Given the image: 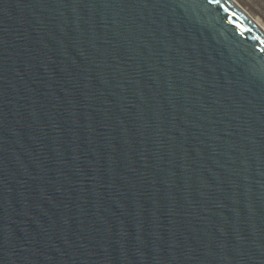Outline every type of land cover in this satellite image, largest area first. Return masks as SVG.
<instances>
[{"label": "water", "instance_id": "95a60500", "mask_svg": "<svg viewBox=\"0 0 264 264\" xmlns=\"http://www.w3.org/2000/svg\"><path fill=\"white\" fill-rule=\"evenodd\" d=\"M0 264H264V15L0 0Z\"/></svg>", "mask_w": 264, "mask_h": 264}, {"label": "rangeland", "instance_id": "374dc122", "mask_svg": "<svg viewBox=\"0 0 264 264\" xmlns=\"http://www.w3.org/2000/svg\"><path fill=\"white\" fill-rule=\"evenodd\" d=\"M264 15V0H249Z\"/></svg>", "mask_w": 264, "mask_h": 264}]
</instances>
